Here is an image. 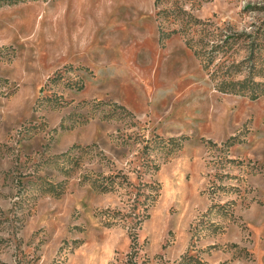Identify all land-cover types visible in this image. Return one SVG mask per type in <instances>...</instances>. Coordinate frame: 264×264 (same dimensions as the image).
<instances>
[{
	"label": "rangeland",
	"instance_id": "1",
	"mask_svg": "<svg viewBox=\"0 0 264 264\" xmlns=\"http://www.w3.org/2000/svg\"><path fill=\"white\" fill-rule=\"evenodd\" d=\"M246 77L264 0H0V264H264V94L215 86Z\"/></svg>",
	"mask_w": 264,
	"mask_h": 264
},
{
	"label": "trees",
	"instance_id": "2",
	"mask_svg": "<svg viewBox=\"0 0 264 264\" xmlns=\"http://www.w3.org/2000/svg\"><path fill=\"white\" fill-rule=\"evenodd\" d=\"M3 1L7 3L19 2V0H3ZM180 15H186L187 19H186L185 29L186 27H189L190 25L200 24V21L193 18L191 15L186 14V12L183 10L182 11L180 10L175 13V16H180ZM179 32H185V31L184 29H180ZM185 44L187 45L188 48H190L193 51L195 56H197L198 58L202 60L203 66L205 68H209L211 66V64L213 63V59H214L213 52L216 51V47L211 46L210 49H207V48L204 49L203 47H201L200 49H198L197 48L198 44L207 46V43L203 41L202 39L200 40L185 39ZM236 68H237L236 66L229 67L225 75L230 76L232 73L237 72ZM253 68H254L253 65L250 64L249 71L253 70ZM210 76L212 77L213 80L217 79L218 70L215 69L214 71H212ZM215 86H216V89L222 93H231V94H240V95L248 94L249 98L252 100L256 99L259 95L264 94V82L262 83L253 82L249 77H246L242 80H237V81H232V80L227 81L226 79H221L217 81ZM175 141H177V139H169L167 143L171 144V143H174ZM3 147H5V145H0V156L9 155L11 151L10 148L5 147V150H4ZM76 148L78 149V147L74 146L71 148V150H74ZM66 159L67 161L71 160L70 157H67ZM68 171L69 170H65L64 173L66 175L70 174V172ZM115 178H116V175L115 176L109 175L107 177L101 178L100 180L98 178L90 179L87 175H84L81 179V182H89L93 186L94 189H97L101 192H109V191L114 190L113 185L115 184ZM48 186L49 187L46 188L45 191L55 194V195H59L61 193L60 191H56L55 189L56 186L50 183H48ZM132 235H131L133 237L132 241L133 240L136 241V234L134 233Z\"/></svg>",
	"mask_w": 264,
	"mask_h": 264
}]
</instances>
